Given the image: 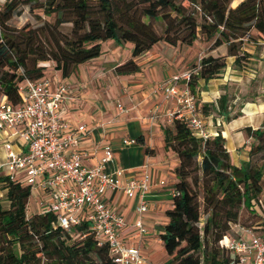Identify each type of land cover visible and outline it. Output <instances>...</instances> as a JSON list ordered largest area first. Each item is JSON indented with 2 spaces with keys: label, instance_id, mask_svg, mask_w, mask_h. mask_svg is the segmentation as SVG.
<instances>
[{
  "label": "trees",
  "instance_id": "trees-1",
  "mask_svg": "<svg viewBox=\"0 0 264 264\" xmlns=\"http://www.w3.org/2000/svg\"><path fill=\"white\" fill-rule=\"evenodd\" d=\"M233 1L5 0L0 9V100L6 97L10 104H20L19 84L46 76V62L63 77L69 76L79 64L98 57L106 40L130 42L133 57L159 41L203 44L206 54L189 80L195 94L198 80L207 82L224 70L226 57L233 56V66L241 69L252 57L245 44L264 40V0H239L234 6ZM25 7L35 15L37 25L11 23ZM154 20L162 22L161 32L154 28ZM220 47L224 53H212ZM196 66L197 62L190 69ZM138 69L133 58L115 67L118 74ZM196 105L204 116L211 111L226 120L241 115L238 109L230 115L226 95L216 105L197 99ZM244 131L253 139L249 159L235 165L220 131L203 139L184 119L174 118L165 126L164 146L176 153L179 163L161 234L168 256L163 264H236V256L220 240L230 236L241 208L252 209L264 188V122ZM259 152L263 155L257 164L252 157ZM0 191V264H113L108 245L88 234L86 223L67 231L56 224L53 212L29 215L30 185L0 175Z\"/></svg>",
  "mask_w": 264,
  "mask_h": 264
},
{
  "label": "crops",
  "instance_id": "crops-1",
  "mask_svg": "<svg viewBox=\"0 0 264 264\" xmlns=\"http://www.w3.org/2000/svg\"><path fill=\"white\" fill-rule=\"evenodd\" d=\"M239 0H234L236 5ZM198 43V42H196ZM170 45L164 41L155 43L146 52L133 57L131 43L119 44L106 40L101 44V54L81 63L69 76L63 77L51 62H46V76L53 85L66 82L72 91L61 104V114L74 124H85L90 132L80 136L78 149L85 152L84 163L94 165L102 157L105 148L113 154L106 170L116 167L128 169L125 178L140 177V167L149 164L154 184L146 194L148 211L142 215L147 233L136 235L134 221L137 217L138 198H128L121 190H107L106 202L122 214L125 225L120 231L124 244L140 249L144 264H163L168 256L164 250L161 234L168 219L166 209L172 206L177 178L175 168L179 159L172 150L164 146V128L171 124L167 112L176 108L174 98H165L160 83L190 69L188 66L206 54L203 44ZM244 49L252 54L250 62L241 69L233 66L234 57H226L224 70L215 78L205 82L198 80L197 101L214 103L221 95L228 97L230 115L239 110L241 115L226 120L223 115L211 111L205 117V127L211 134L221 132L231 163L240 165L249 159L252 138L244 128L257 129L264 122V40L247 42ZM224 53V47L212 53ZM133 58L139 69L130 74H118L116 65ZM179 84H183L180 80ZM253 88H256L255 91ZM200 97H199V96ZM200 98V99H199ZM242 102H239L241 101ZM121 103L126 112H120ZM141 137L140 141L126 144L128 138ZM148 149V151L146 150ZM5 155L0 134V162ZM159 180L164 183L160 184ZM42 192L29 198L27 213H40ZM254 202V201H253ZM254 204V203H253ZM253 208V205L251 206Z\"/></svg>",
  "mask_w": 264,
  "mask_h": 264
},
{
  "label": "built area",
  "instance_id": "built-area-1",
  "mask_svg": "<svg viewBox=\"0 0 264 264\" xmlns=\"http://www.w3.org/2000/svg\"><path fill=\"white\" fill-rule=\"evenodd\" d=\"M5 0H0V9ZM197 66L179 75H173L156 86L165 98H174L176 108L167 112L169 118L184 119L194 134L203 139L211 134L205 127V117L197 108L195 94L189 87L192 73ZM182 80L183 84H179ZM23 100L12 105L6 97L0 100V134L5 151L0 162V175L28 184L32 192H42L41 212H53L56 224L71 231L87 224L88 234L108 245L113 264H144L140 249L126 245L120 237L125 225L121 213L105 200L107 190H121L128 198H138L137 217L133 223L136 235L147 233L142 215L148 211L146 194L156 184L152 182L149 164L140 167V177L125 178L128 169L116 167L106 170L113 154L105 148L98 161L88 166L84 163L86 153L78 149L81 135L90 132L85 124H74L61 114V104L72 91L70 84L53 85L49 77L24 79L18 87ZM120 112H126L121 103ZM135 138L124 140L135 143ZM163 184V180H159ZM175 193V189L173 195ZM220 244L236 256V264H264V241L255 234L234 238L224 236Z\"/></svg>",
  "mask_w": 264,
  "mask_h": 264
},
{
  "label": "rangeland",
  "instance_id": "rangeland-1",
  "mask_svg": "<svg viewBox=\"0 0 264 264\" xmlns=\"http://www.w3.org/2000/svg\"><path fill=\"white\" fill-rule=\"evenodd\" d=\"M34 16L35 15H33V13H30L28 8L25 7L21 15L14 17L11 20V23L19 27L26 23H29L31 25H37L38 21L34 18ZM153 26L158 32H161L163 27L162 22L160 20H154ZM192 64H190L188 67L191 68ZM255 89L256 88H253L254 91ZM197 90L195 89V98L197 96ZM198 102L201 103L200 100H198ZM239 102H242V100ZM262 155L263 152L254 154V156L252 157L253 161L256 162L257 164H260ZM34 194L35 192L31 193L30 196L31 199L33 198ZM0 195H1V191H0ZM1 200L3 206H7L8 203L6 202L4 197H1ZM201 212H202V206H201ZM28 214L30 215L31 213ZM263 216H264V188L261 194L259 195V201L254 202L252 209H247L245 207L241 208L240 218L236 224L231 225V230L229 232V235L234 238H239V237H248L249 234H255L264 241V227L262 224ZM204 219H205V215L201 213L200 222H199L200 228H202L203 226Z\"/></svg>",
  "mask_w": 264,
  "mask_h": 264
}]
</instances>
